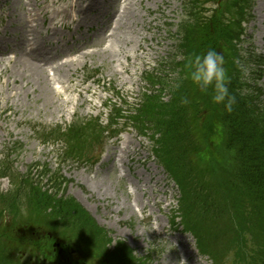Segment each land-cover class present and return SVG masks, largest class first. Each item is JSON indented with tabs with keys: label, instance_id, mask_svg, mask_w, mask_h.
Instances as JSON below:
<instances>
[{
	"label": "rangeland",
	"instance_id": "obj_1",
	"mask_svg": "<svg viewBox=\"0 0 264 264\" xmlns=\"http://www.w3.org/2000/svg\"><path fill=\"white\" fill-rule=\"evenodd\" d=\"M22 1L26 0H0V38L4 42H1L2 50H7L5 51L7 55L3 56L0 65V71L6 68L3 77H0V163L7 161L17 173H20V176L25 175L29 165L34 163H47L53 172L60 170L64 176L72 180L68 186V193L86 203L88 211L97 224L112 235L113 242L109 246L111 249L118 241H123L139 257L145 258L152 251L153 255L148 264H181V261L184 262L183 254L175 250L171 244L173 241L171 237H177L180 241L184 240L183 245L188 252H191L187 264H210L211 261L208 258H197L195 239L192 235L189 233L180 235V230L172 222L173 209H178L180 205L178 202L180 192L176 183L168 177L165 169L152 155L151 151L155 146L151 139L139 136L135 129L128 126L129 123L121 126L122 135L119 138L117 135L106 142L100 161L93 165L90 162L66 161L62 154L63 142L44 144L40 138L42 127L47 130L55 126L66 128L76 119L88 121L101 118L106 121L110 109L113 111L118 108L121 100H123L122 104L128 103L127 108H132L139 102L145 91L144 76L147 71H158L165 56H169L170 53L172 55L175 46L174 34L177 24L184 15L183 0L128 1L130 8L126 9L124 20L117 32L118 36L113 40L119 45L116 46L118 51L113 57L109 56L112 52L103 50L107 47V44L101 42V33L104 30L99 32L93 26L92 30L85 31L87 25L96 24L103 16H96L90 11L79 13L85 30L73 29L69 32H59L58 36L63 39L62 42L70 43L68 47L60 44L59 49L69 50V54L63 53L64 57L62 56L61 60L49 61L51 62L49 65L64 62L72 57L78 58L77 65L71 66L66 73L70 74L72 87H75L77 83H81L82 86L69 91H64L62 87L60 90H54L57 94L54 91L46 93L37 85L29 83L26 77L14 76L21 56L9 62L8 59L15 55L10 53L6 44L9 41L11 45L19 46L24 36L23 24L25 25L27 17ZM44 1V5L50 11L53 5L57 8L73 9V13L79 9L77 0ZM95 1L96 5L105 4L104 9L115 6L113 0ZM218 1L200 0L202 4H205L206 15L216 8ZM221 1L228 3L230 0ZM254 16L247 25V32L252 34L256 51L264 54V0H257ZM73 18L74 15L71 19L66 18V22L70 23ZM73 34L86 36V38L81 41L75 37L73 41L71 39ZM47 45H49L48 41ZM124 53L129 54L128 61ZM135 54L139 56L137 59L134 58ZM111 59L115 61L111 62ZM117 59L128 65V73L122 69L120 63L116 62ZM43 69L45 70L44 66ZM116 70L118 73H113ZM46 77L53 89L47 75ZM64 83L68 85L66 77ZM87 85L91 87L92 92L87 93L84 90ZM55 86L59 88L62 84L55 83ZM80 90L87 101H82L79 95ZM94 91L97 94L94 95ZM192 130L190 144L196 146L203 134L200 129L192 128ZM222 137L215 133L211 140L206 141V151L210 156L226 154ZM129 139L132 142L131 150H138L131 156L135 159H147L145 169L138 166L131 173L135 176V185L138 182V186L142 189L137 193V206L127 189L126 181L118 178L114 166L118 155L116 151L120 150L122 143ZM30 177L34 178L33 175ZM210 178L211 174H208L206 180ZM158 179L159 182L156 181ZM155 181L158 183L157 186L154 185ZM12 189L14 184L9 178L0 179V194ZM145 190L146 193H144ZM155 196H157L156 201H160L158 204L152 200ZM142 202L146 204L144 208L140 207ZM188 215L184 214V217ZM154 219L163 223V229L155 226L153 230ZM213 232L214 240L222 239L221 237L216 239L215 230ZM231 259L232 257H228V260ZM148 260L147 258L145 261Z\"/></svg>",
	"mask_w": 264,
	"mask_h": 264
},
{
	"label": "trees",
	"instance_id": "obj_2",
	"mask_svg": "<svg viewBox=\"0 0 264 264\" xmlns=\"http://www.w3.org/2000/svg\"><path fill=\"white\" fill-rule=\"evenodd\" d=\"M239 86L244 88L248 84L239 79ZM231 95L235 97V102L232 111L225 107L226 119H230L232 128L243 137L242 141L233 135L232 142L239 144L243 150L240 152L242 163L245 160L252 164L251 169L244 166L245 171L240 176L244 178L252 194L262 191L264 196V111H256L250 95H247L250 99L237 92ZM230 133H233L232 129Z\"/></svg>",
	"mask_w": 264,
	"mask_h": 264
},
{
	"label": "bare ground",
	"instance_id": "obj_3",
	"mask_svg": "<svg viewBox=\"0 0 264 264\" xmlns=\"http://www.w3.org/2000/svg\"><path fill=\"white\" fill-rule=\"evenodd\" d=\"M77 1H80V0H77ZM91 1L92 0H85V2H87L86 4H88V5L91 4ZM83 4H85V3L80 2L79 7H83V9H84L85 6H83ZM94 11H97V9H95ZM64 12L66 14L68 13V11H64ZM47 14H48V11H46V7H45L44 8V15L46 16ZM36 16H37V14H32L30 16V18L32 19L31 22L38 21V19L35 20ZM60 16H63V13L60 12L59 10H55L51 14L50 22H49V26H48L47 30L55 31L54 33H56V30L58 29V27H57L55 20ZM31 22H29V23H31ZM80 26H81L80 23H78L76 25L77 28H80ZM23 29H24V36H22L21 45H24V46L22 47L20 45L17 48H13V49L10 48V51H12V53L16 54V59L18 58L19 55L21 56L20 59L18 60V62H20V63H19V66L16 67V69H15L16 71L14 72V76H21L23 78L26 77L27 81L29 83L31 82V83L37 85L38 87L43 89L46 93H47V91L52 93V91H54V90L51 89L49 82H48V79L46 77V75H48L47 73L51 74V72H50V70H46V68H45V70L43 69L44 64L47 63L48 61H50V59L43 58V54H36L35 53V47H30V46L34 45L33 43H31V41L33 39H35V40L37 39L38 31L34 28H31L28 23L23 26ZM47 33H49V31ZM110 39H112V37ZM37 42H38V44L44 43V37L43 36L39 37ZM48 50L49 49L45 50L44 53L48 54L49 53ZM105 50L107 51V49H105ZM4 55H7V53L6 52L0 53V65L2 64ZM72 65H75V64H72ZM5 70H6V68L4 67V69H2L0 71V77H3L2 75H3ZM52 70L54 72L58 71V73H60V76L64 77V75L62 74V71L66 70V65L65 66L64 65H57L55 68H52ZM45 73H46V75H45ZM53 80H54V78H49L51 86H52ZM7 81H8V79H7ZM85 90L88 92L90 90V87H86ZM82 99L85 101L84 98H82ZM135 201H137V199H135ZM154 201H156V198H154Z\"/></svg>",
	"mask_w": 264,
	"mask_h": 264
},
{
	"label": "clouds",
	"instance_id": "obj_4",
	"mask_svg": "<svg viewBox=\"0 0 264 264\" xmlns=\"http://www.w3.org/2000/svg\"><path fill=\"white\" fill-rule=\"evenodd\" d=\"M190 78L202 91L213 89V101L224 103L228 111H232L235 97L230 95L227 86L228 75L225 68V58L216 49H209L206 53L197 54L190 62ZM181 264H184L181 261Z\"/></svg>",
	"mask_w": 264,
	"mask_h": 264
}]
</instances>
